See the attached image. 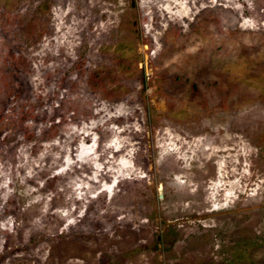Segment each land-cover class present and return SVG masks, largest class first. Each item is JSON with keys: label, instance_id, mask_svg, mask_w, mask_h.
<instances>
[{"label": "rangeland", "instance_id": "obj_1", "mask_svg": "<svg viewBox=\"0 0 264 264\" xmlns=\"http://www.w3.org/2000/svg\"><path fill=\"white\" fill-rule=\"evenodd\" d=\"M0 264H264V0H0Z\"/></svg>", "mask_w": 264, "mask_h": 264}]
</instances>
